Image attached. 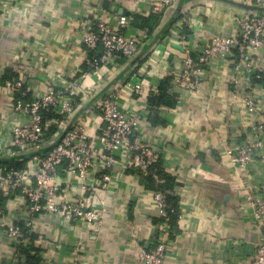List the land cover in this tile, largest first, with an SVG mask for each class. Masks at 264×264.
<instances>
[{
  "label": "crops",
  "instance_id": "1",
  "mask_svg": "<svg viewBox=\"0 0 264 264\" xmlns=\"http://www.w3.org/2000/svg\"><path fill=\"white\" fill-rule=\"evenodd\" d=\"M22 1L9 0L12 6ZM25 1L21 13L14 9L6 17L0 9V65L6 72L0 84V120L11 119L12 92L5 82L20 78L21 72L26 73L23 92H28L27 99L89 72L84 84L92 93L81 99L75 117L82 118L92 134L98 132L96 116L89 114L93 98L137 78L145 80L150 98L154 88L169 80L168 93L174 104L154 107L157 113L152 112L134 134L160 151L164 170L177 181L175 194L183 218L176 228L171 227L164 264H254L255 248L264 230L257 227L252 210L244 203L243 184L264 187V154L245 172L228 152L238 151L250 137V124L262 119L258 113L249 114L242 100L252 99L264 113V84L242 72L236 100L233 63L216 61L196 93L185 83L171 86L184 51L180 43L166 38L168 25L186 14L194 25L189 44L195 53L213 36L232 34L234 17L242 8L225 0H179L173 8L155 14L150 8H137L133 0ZM91 8L113 23L118 22L117 17L128 16L132 24L127 34L149 30L147 43L132 61L118 62L113 71L103 66L97 73L90 72L93 59L103 53L101 46L91 51L81 40L79 19L89 15ZM138 17L146 19L145 25ZM15 97L21 98L20 93ZM145 102L148 100L129 91L120 101L122 108L131 110L140 109ZM152 114L157 115V123ZM118 173L113 207L102 225L45 216L33 245L18 247L20 253L0 228V264H28L30 256L40 259V264H141L139 248L154 246L162 235L163 224L154 221L161 218L160 210L147 175L136 169ZM9 200L1 196L4 210Z\"/></svg>",
  "mask_w": 264,
  "mask_h": 264
},
{
  "label": "built area",
  "instance_id": "2",
  "mask_svg": "<svg viewBox=\"0 0 264 264\" xmlns=\"http://www.w3.org/2000/svg\"><path fill=\"white\" fill-rule=\"evenodd\" d=\"M225 1L243 10L234 17V32L213 36L195 53L189 44L194 25L186 14L178 15L166 28V38L180 43L184 51L181 69L175 71L171 86L185 83L196 93L207 69L216 61H231L236 76L232 80L236 85L234 97L239 100L240 74L247 73L255 80L264 75V0ZM178 2L133 0L137 8H150L155 14L173 8ZM25 3L23 0L12 6L9 0H0L1 15L6 16L14 9L21 13L20 7ZM89 11V15L79 19L82 43L91 51L100 46L103 49L102 55L92 61V74L103 66H110L113 71L122 58L132 61L147 43L148 29L126 33L132 24L128 16L117 17L118 22L113 23L97 15V8ZM4 69L0 65V84L5 77ZM87 73L80 79L67 80L60 88L49 86L32 99H27L28 92H23L25 72H21L20 78L5 82L12 92V104L10 121L0 120V159H9L11 165L0 166V228L17 253L18 247L29 249L33 245L34 236L40 234L38 224L43 223L45 216L102 225L113 207L111 198L116 193L118 170L136 169L148 176L161 159L160 151H154L149 142L134 137L152 113L148 102L138 110L124 109L120 103L126 91L148 100L145 80L133 77L134 81L109 88L93 98L89 114L96 116L98 132L92 134L82 118L75 117L81 99L92 93L84 84ZM17 92L21 98L15 97ZM158 92L159 88H154L153 95ZM244 99L248 113H258L262 118L250 124V137L235 146L238 151L228 152L234 164L246 172L255 158L264 154V113L259 112L252 99ZM236 141L235 138V145ZM117 167L120 168L116 170ZM199 167L196 171L203 173ZM243 192L244 203L252 210L257 227L264 230V187L253 189L243 184ZM152 195L161 218L167 217L165 194L152 190ZM1 196L10 199L5 210ZM182 218L180 210L179 220ZM163 226L154 246L139 248L141 264L165 263L172 233L168 222ZM254 264H264V236L255 248Z\"/></svg>",
  "mask_w": 264,
  "mask_h": 264
},
{
  "label": "trees",
  "instance_id": "3",
  "mask_svg": "<svg viewBox=\"0 0 264 264\" xmlns=\"http://www.w3.org/2000/svg\"><path fill=\"white\" fill-rule=\"evenodd\" d=\"M137 19H138L137 21H140V23H142L141 25H145L146 23L145 18L138 17ZM123 60L124 59L122 58L120 61ZM256 81L258 83L264 84V75H262V78H259ZM168 92H169V80H166L161 83L158 94L151 96L148 99L150 106L153 108L152 109L153 114L157 113L154 107L159 108L161 106H171L174 104L173 97ZM152 119L154 120V123H157L159 121L157 115H153ZM1 165H11V163L9 159L6 160L0 159V166ZM146 177H147L146 180L149 189L153 191L155 190V191L163 192L166 196V200L168 203L167 217L156 218L154 220L155 223L164 224L168 222L171 227L176 228V225L179 221L180 207H179L178 197L175 194V188L177 185L175 176H173L170 173H167L164 170L163 163L161 161H158L153 165L152 174ZM28 264H40V259L30 256L28 258Z\"/></svg>",
  "mask_w": 264,
  "mask_h": 264
}]
</instances>
